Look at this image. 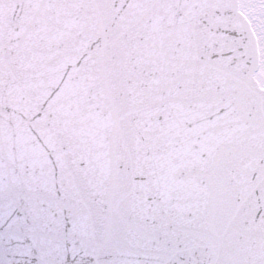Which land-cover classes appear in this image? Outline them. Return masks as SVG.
Wrapping results in <instances>:
<instances>
[{"label":"snow or ice","instance_id":"snow-or-ice-1","mask_svg":"<svg viewBox=\"0 0 264 264\" xmlns=\"http://www.w3.org/2000/svg\"><path fill=\"white\" fill-rule=\"evenodd\" d=\"M0 264H264V0H0Z\"/></svg>","mask_w":264,"mask_h":264}]
</instances>
